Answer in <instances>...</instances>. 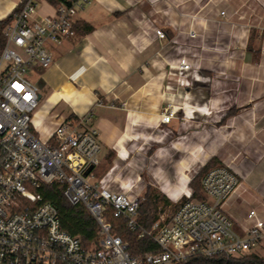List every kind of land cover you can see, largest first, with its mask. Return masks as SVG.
Listing matches in <instances>:
<instances>
[{
	"label": "crops",
	"instance_id": "obj_1",
	"mask_svg": "<svg viewBox=\"0 0 264 264\" xmlns=\"http://www.w3.org/2000/svg\"><path fill=\"white\" fill-rule=\"evenodd\" d=\"M21 1L0 0V20ZM39 12L51 10L43 4ZM75 23L92 30H74L49 46L53 62L35 83V135L48 141L60 124L88 116L99 136V163L111 159L105 174H96L98 164L94 175L107 176L118 191L139 188L138 179L122 172L141 168L132 159L148 142L160 148L193 129L195 138L222 140L221 162L240 186L255 190L259 205L251 209L264 217V0H92ZM181 59L199 76L192 81L193 111L162 124L164 110H181L180 93L192 86L171 76ZM240 186L223 205L235 225L250 210L240 213ZM166 194L176 199L183 191L173 187Z\"/></svg>",
	"mask_w": 264,
	"mask_h": 264
},
{
	"label": "built area",
	"instance_id": "obj_2",
	"mask_svg": "<svg viewBox=\"0 0 264 264\" xmlns=\"http://www.w3.org/2000/svg\"><path fill=\"white\" fill-rule=\"evenodd\" d=\"M92 0H22L3 29L0 52V264H184L193 256L207 259L239 258L264 251V217L250 209L235 225L223 205L240 186L227 165L209 170L201 180L208 201L191 198L187 190L173 201L179 204L171 217L159 219L150 229L137 221L143 200L133 187L114 190L107 176L96 178L100 141L88 116L57 126L48 141L41 142L32 129L39 106V89L30 79L37 69L53 62L49 46H59L74 35L76 16ZM46 4L50 13L40 14ZM224 13L222 12L221 15ZM163 39L161 30L154 31ZM190 33V37H195ZM172 68V67H171ZM176 83L192 85L198 73L181 59L172 68ZM177 112L164 110L161 123L169 124ZM65 184L64 195L81 204L98 225L96 244L85 248L78 237L61 228L53 205L43 201L38 189ZM184 197L185 201L180 202ZM110 210L125 227L149 237L157 246L140 256L111 233Z\"/></svg>",
	"mask_w": 264,
	"mask_h": 264
},
{
	"label": "rangeland",
	"instance_id": "obj_3",
	"mask_svg": "<svg viewBox=\"0 0 264 264\" xmlns=\"http://www.w3.org/2000/svg\"><path fill=\"white\" fill-rule=\"evenodd\" d=\"M39 78L37 71L35 74H30V79L34 83H37ZM202 80L207 81V78H202ZM188 89L183 88L180 93L181 96L178 100L181 101V110L175 109L178 119L179 117H185L184 115L189 116V110L193 111V107H189V101L193 102V93H195L193 91V84ZM181 132L182 136H178L177 139L163 141L165 145L160 148H158L159 144L152 141L148 142L139 151V154L133 157V163L135 162L141 168H131L129 171H123L122 174L124 173L123 176L127 180L138 179L139 188H133L134 192L140 190L143 197L146 188L149 186L161 193L174 205L177 204L173 202L175 199L166 196V190L176 187L183 192L189 190L192 193L194 191L192 187L194 181L195 183L200 181L207 170L218 165H224L220 160L224 154L222 140L212 139V137L206 138L204 135L202 137L200 136L201 134L197 136L198 138H195L193 136V129L192 133H188V130H181ZM38 139L41 142H45L41 138ZM212 158H216L217 162L209 163ZM110 162V157L106 156V162L99 163V173L101 175L108 171ZM205 168L206 170L204 171ZM245 183L240 186V190L236 195V199L242 205L240 213L244 211L246 213L249 209L257 208L259 205V202L256 204L253 201L255 190ZM198 194L200 195L201 193L197 191ZM174 210V207L168 206L160 215L164 221H167ZM252 253L264 258V251L254 250Z\"/></svg>",
	"mask_w": 264,
	"mask_h": 264
},
{
	"label": "trees",
	"instance_id": "obj_4",
	"mask_svg": "<svg viewBox=\"0 0 264 264\" xmlns=\"http://www.w3.org/2000/svg\"><path fill=\"white\" fill-rule=\"evenodd\" d=\"M16 9L17 7L14 9V11ZM12 13L6 18L0 20V52L2 51L5 44L3 29L11 21ZM74 30L80 34H84L90 32L92 27L89 25H84L83 23H75ZM37 72L41 74L42 70L37 69ZM210 162L216 163V158H212L209 163ZM219 166L222 165H218L217 167ZM205 170L206 168L204 171ZM209 170H207L206 173ZM96 174L98 176L101 175L98 170L96 171ZM201 180L196 183L194 181L192 184L194 191L192 192L191 198L193 200L206 202L208 199L202 191ZM64 189L65 184L54 183L40 187V189H38V193L41 194L43 201L48 202L55 207L61 228L71 236L78 237L85 248H90L92 245L96 244V240L98 238V225L83 205H72L67 200L64 195ZM197 191H199L201 194L197 195ZM183 201H185L184 197L180 199V202ZM168 206L174 207V209H176L179 204L173 205L171 201H169L161 193L148 186L144 192L143 200L138 208V224L145 230L150 229L151 226L159 219V215L164 212V209ZM106 218L111 224V233L128 244V250L132 256H140L149 251L157 250V246L149 237L139 238L137 233L131 232L125 227L124 221L122 219L114 218L110 210L108 211ZM184 264H264V258L253 253L243 257L230 259H226L224 257L207 259L200 256H193Z\"/></svg>",
	"mask_w": 264,
	"mask_h": 264
},
{
	"label": "bare ground",
	"instance_id": "obj_5",
	"mask_svg": "<svg viewBox=\"0 0 264 264\" xmlns=\"http://www.w3.org/2000/svg\"><path fill=\"white\" fill-rule=\"evenodd\" d=\"M183 193H184V192H183ZM179 197H180V196H179ZM176 199H178V198H176ZM176 199H175V200H176ZM175 200H174V201H175Z\"/></svg>",
	"mask_w": 264,
	"mask_h": 264
}]
</instances>
